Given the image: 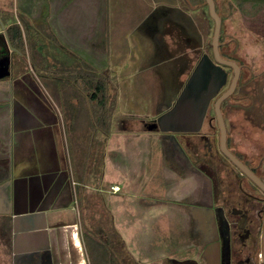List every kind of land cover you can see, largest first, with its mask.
Here are the masks:
<instances>
[{
	"label": "crops",
	"instance_id": "crops-1",
	"mask_svg": "<svg viewBox=\"0 0 264 264\" xmlns=\"http://www.w3.org/2000/svg\"><path fill=\"white\" fill-rule=\"evenodd\" d=\"M14 1L15 8L19 6L25 15L41 18L45 33L52 38L56 36L53 40L63 47L65 55L69 53L66 49L72 50L73 56L68 55V58L76 57L82 62H89L98 71L105 72L104 75L110 82L107 98H114L113 80L108 67L113 53V48L109 53L110 41L111 36L115 40V18L121 17L125 21L126 12L114 16L110 9H114L117 1L131 3L138 0ZM139 2L146 3L143 0ZM182 2L183 0H157L155 3H171L170 7L178 9L174 12V17L180 16V13L190 15L194 0H189L188 7L183 6ZM45 8H49L46 13ZM16 9H11L12 14L9 15L12 18ZM195 28L197 29L196 25ZM178 30H181L182 38L187 36L185 32L188 29L181 27ZM159 34L160 38L167 37L166 33ZM190 42L183 38L184 46L179 54L191 53L195 46ZM71 63L64 62L65 69H73ZM59 64L36 62L42 72H49L50 75H34L30 78L21 74L14 82L11 81L12 87L9 82L6 90L0 87V264L6 259L10 260L6 261L7 264H88L84 253L83 230L79 227L82 222L79 208L87 204L91 205L89 210L93 209V187H100L97 191H103L107 201L111 196L123 195V190L138 191L143 187L141 178H144V168H128V162L123 157L121 163L107 160L109 147L114 150V146L119 144L112 139V133H108L112 128L110 106L106 117H102V109L97 111L96 101L91 99L85 82L82 79L69 80L66 77L68 75L59 72ZM88 75V78L92 76ZM30 83L35 85L37 91ZM8 90L10 93H7ZM72 97L78 99L80 105H86L87 108H76L80 111L77 115L82 110L85 113L88 111L87 120L90 122L80 119L76 122L65 121L62 106ZM96 115H100L98 122ZM98 129L102 133L101 139L97 134ZM71 150L72 163L69 158ZM101 152L104 155L99 162ZM148 160L137 156L132 162L143 166ZM102 162L106 169L99 176L96 172ZM159 162L155 153L149 163L158 168ZM73 163L77 165L76 169ZM118 163L123 165L119 170L115 169ZM168 170L169 168L165 169L163 174ZM107 179L108 185L105 184ZM177 179L178 185H171L167 191L187 185L184 184L188 181L187 177ZM117 186L119 189H114ZM105 203L106 207L109 206L108 202ZM118 206L122 211L126 208L123 203ZM76 211L79 213L77 224V220L72 219ZM131 221L128 217H123L121 223L127 228L138 226ZM94 222L96 221L92 219L90 224ZM106 222V226H113V221ZM18 226L22 229L16 230ZM69 226L74 229L67 232ZM136 248L140 250V247Z\"/></svg>",
	"mask_w": 264,
	"mask_h": 264
},
{
	"label": "rangeland",
	"instance_id": "rangeland-1",
	"mask_svg": "<svg viewBox=\"0 0 264 264\" xmlns=\"http://www.w3.org/2000/svg\"><path fill=\"white\" fill-rule=\"evenodd\" d=\"M143 1L146 3L141 4L139 0L131 3L117 1L114 9H110L111 15L117 14L119 16L121 12H126V16L124 17L125 21L121 17L115 18L117 22L113 29V32L116 33L114 35L115 40L113 41L111 36L110 41L111 51L109 53L111 54L112 48L113 53L108 67H110L109 74L113 80L114 98L108 100L109 113L111 114L109 118L112 124L108 133H112V139L119 144L114 146V150L109 147L106 156L107 160L112 163L113 161L120 162L123 157L124 161L128 162L127 167L133 168L132 170L137 166L144 168V178H141L143 187L138 191L123 190V195L111 196L107 201L103 191H97L100 187L96 189L94 186L92 191L93 209L89 210L91 205L87 204L79 208L82 218L81 224L78 221V211L74 212L72 219L77 220L76 224L79 223L80 230H83L86 251L84 253L88 264H174L175 258L188 256L189 252L193 251V246L190 245L191 235L188 232V227H185L186 220V223L183 220L179 221V219H183L182 213L175 210L172 204L178 202L197 203L193 202L195 201L194 194H190L191 190L185 187L199 186L196 194L198 197H202L200 196L203 194L200 192L201 188L205 186L206 189V182L202 181L207 176L205 173L192 167L191 173L186 174L183 163L178 165L175 161L172 138L168 137L167 132L158 129H146L141 124L142 119L150 121L149 118L157 116L171 103V99L180 90L177 86L181 84L177 79L181 73L182 65L184 66V62H180L182 56L179 54L175 36L167 34V37L161 39L159 32L156 31L159 20L163 21L172 12V8L168 3H155L157 0ZM215 1L217 11L222 16L220 49L232 56L236 62H245L252 67L254 76H256L251 84L252 87H255V93L252 91L255 94V102L251 103L246 97L241 99L240 103L243 106H257L262 103L264 106V0ZM15 5L14 0H0V8L4 11L6 9L10 12L11 9L15 10ZM44 10L46 13L49 8ZM190 10V15L180 13V17L189 23H195L199 30L200 45L197 50H192L190 53L191 60L194 62L199 57L197 60L199 63L203 55L213 56L211 42L215 22L209 13L205 0H194L193 9L190 8ZM14 12L15 22L19 21L20 16L25 15L19 6ZM1 15L5 16L4 14ZM3 21L7 22L8 19ZM1 23L0 21V27ZM38 38L36 36L34 41L37 42ZM51 48L57 50L56 46ZM41 49L39 47L36 51L39 50L40 52ZM34 54L30 52L25 58L29 64L28 62L24 63L29 68L27 74L30 76L33 75L34 71L32 66ZM16 57L20 58L21 56L16 55ZM17 71L20 70L16 66L12 76H16ZM183 76V74L180 75L182 80ZM73 79L80 81L75 72ZM12 80L13 77L9 81L11 87ZM105 81L107 84V77ZM70 85L74 86L73 83ZM0 87L6 90L8 82L0 81ZM233 101L234 98L231 99L232 103ZM64 103L66 105L62 106V109L65 111L63 117L66 122H76L79 119L83 122H90L87 120L88 111L85 113L82 110L80 115H77L80 111L76 108L83 109L86 107V105H80L78 99L68 98ZM69 107L72 108L69 109ZM231 117L234 118V115ZM99 118L98 115L95 116L97 122ZM133 127L139 129H131ZM97 134L101 139L102 133L99 129ZM155 153L160 161L158 168L149 163ZM187 153H189L188 150ZM103 155V152L99 153V162ZM137 156L149 160L142 166V164L132 162ZM72 157L73 151L71 150V155H69L71 163ZM120 163L115 169H121L123 165ZM193 163L196 165V162ZM73 164L75 165H73L74 169H76L77 165ZM168 168L169 170L163 174V171ZM105 169L102 162L99 171L96 173L102 176ZM139 175L142 176L141 173ZM185 177L188 179L184 183L187 184L185 187L181 185L167 191L171 185H178L179 179L177 178ZM105 184L108 185V179ZM114 189L118 190L119 187ZM135 192L137 194H133ZM178 192H182L184 195H180L182 193L176 194ZM199 199L201 200V198ZM105 202H108L109 206L106 207ZM121 203L126 205L124 212L118 206ZM181 210L186 212L185 208H181ZM123 217H128L132 220L131 222L138 226L124 227L121 223ZM92 219L96 222L90 224ZM105 220L113 221L114 228H105L107 224ZM212 227L215 231V224ZM17 229L22 228L18 226ZM72 229L74 227L69 226L67 232ZM136 247H140V250ZM6 261L10 262L9 259ZM6 261L3 264H7Z\"/></svg>",
	"mask_w": 264,
	"mask_h": 264
},
{
	"label": "flooded vegetation",
	"instance_id": "flooded-vegetation-1",
	"mask_svg": "<svg viewBox=\"0 0 264 264\" xmlns=\"http://www.w3.org/2000/svg\"><path fill=\"white\" fill-rule=\"evenodd\" d=\"M181 4L188 7L189 0H183ZM171 8L173 13L170 12L163 21H160L156 31L175 36L178 51L184 46L183 38L186 41L190 40V43L195 46L193 50H197L198 44L200 45L198 29L195 28L193 22L189 23L187 20L181 19L180 16L174 17V12L178 9ZM4 13L6 15L2 16L1 14ZM9 14H12L10 10L3 11L0 8V21L2 22L0 27V65L8 62L10 67V75L0 78V81L9 82L13 77L12 81L14 82L21 74L30 78H33L34 75L37 77L49 76V72H42L36 62H59V72L68 75L66 77H69V80H77L73 79L75 72L78 79H82L85 85H90L98 79L105 80L104 74L106 73L98 71L89 62H82L76 57L69 56L68 58V55L73 56L72 50L66 49L69 53L65 55L63 47L53 40L56 39V36L52 38L45 33L41 18L23 15L20 16L19 21L15 22ZM3 18L8 21L4 22ZM17 24L21 26L22 36L19 34ZM181 27L188 29L185 32L187 36L183 38L181 30H178ZM36 36L39 37L37 42L34 41ZM54 46L57 50L51 48ZM39 47L42 48L41 53L39 50L36 51ZM30 52L35 53L34 59H31L34 70L32 76L27 74L29 68L24 64L25 62L29 64L25 58ZM221 53L223 55L222 50ZM16 55L21 57H16ZM180 55L182 56L180 62H184V66L182 65L180 69V75H184L183 80L180 75L177 79L181 84L177 86L180 90L177 91L176 96L171 99V103L165 110L160 111L157 116L149 118L150 121L142 119L143 128L148 129V124L156 121L159 115L174 106L186 82L194 72L199 57L195 64L191 60V54L183 52ZM36 56L38 58H35ZM64 62H72L73 69H65ZM238 63L241 72L236 88L221 103V111L227 129V147L264 185V106L262 103L257 106L241 105V99L246 97L251 103L255 102V87H252L251 84L256 76H254L252 67L245 62ZM16 66L20 71H17L16 76H12ZM224 68L228 74L227 82L210 100L201 127L198 130L165 131L168 137L172 138L175 151L174 159L178 165L183 163L185 173L190 174L192 167H195L207 175L202 180L206 182V189L205 186H203L204 189L200 187V192L203 193L200 195L202 197L196 195L199 186L187 188L191 190L190 194H194L195 201L193 202L197 203L178 202L172 204L175 210L182 213L183 219H179V221L185 222L186 220L185 227H188V232L191 235L190 245L193 246V251L189 252L188 256L175 258L174 264H264V188L239 165L235 164L220 146L221 128L217 119L215 101L230 87L234 74L231 66L225 65ZM100 73L101 75H99ZM88 74L94 78L92 76L88 78ZM107 84L106 87L109 89L110 82L107 81ZM30 86L37 91L33 83H30ZM79 86L81 87V84ZM7 93H10V90ZM232 98H234L233 103L231 102ZM231 115H234V118ZM215 156L218 158L216 159ZM193 162H196V165ZM180 195H184V193ZM206 201L207 203H205ZM181 208H185L186 212L184 210L183 212ZM213 224L216 227L215 231H213Z\"/></svg>",
	"mask_w": 264,
	"mask_h": 264
},
{
	"label": "water",
	"instance_id": "water-1",
	"mask_svg": "<svg viewBox=\"0 0 264 264\" xmlns=\"http://www.w3.org/2000/svg\"><path fill=\"white\" fill-rule=\"evenodd\" d=\"M205 3L208 5L209 13L215 22L211 42L213 57L208 54L202 56L199 63H197L194 72L191 74L182 92L178 96L174 106L159 115L156 121L148 124V129L153 130L160 128L164 131L198 130L202 125L203 117L210 100L217 94L220 87L227 82L228 74L224 66H231L234 74L230 87L215 101L217 119L221 128L220 146L222 151L235 164L239 165L250 177H252L253 180L264 188L261 180L256 177L227 147V129L221 111V103L235 90L239 80L241 67L235 60L226 58L222 55L220 49L222 16L217 11L215 0H205ZM8 75H10V67L9 63L6 62L5 64L0 65V78Z\"/></svg>",
	"mask_w": 264,
	"mask_h": 264
},
{
	"label": "trees",
	"instance_id": "trees-1",
	"mask_svg": "<svg viewBox=\"0 0 264 264\" xmlns=\"http://www.w3.org/2000/svg\"><path fill=\"white\" fill-rule=\"evenodd\" d=\"M17 26L19 29V34H20V36H22L20 24H17ZM223 56H225L226 58L232 59V56H229L224 52H223ZM88 84H89V82H88ZM90 85H87V88H88L87 90L90 94V97H91V99H93V101L94 100L96 101L95 106L97 107V111L102 109V113H103L102 117H106V113L109 109L108 108V98H107L109 95V89L106 87V81L104 79H98L95 82L93 81L92 83H90ZM85 87H86V85H85ZM99 117H100V115H99ZM108 227L109 226H105V228H108ZM111 227H113V226H111ZM111 227H109V228H111Z\"/></svg>",
	"mask_w": 264,
	"mask_h": 264
}]
</instances>
